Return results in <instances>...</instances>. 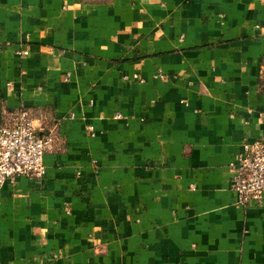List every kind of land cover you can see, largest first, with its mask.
<instances>
[{
    "label": "crops",
    "instance_id": "1",
    "mask_svg": "<svg viewBox=\"0 0 264 264\" xmlns=\"http://www.w3.org/2000/svg\"><path fill=\"white\" fill-rule=\"evenodd\" d=\"M21 108L54 142L0 188V264H264V202L230 189L264 0H0V125Z\"/></svg>",
    "mask_w": 264,
    "mask_h": 264
},
{
    "label": "built area",
    "instance_id": "2",
    "mask_svg": "<svg viewBox=\"0 0 264 264\" xmlns=\"http://www.w3.org/2000/svg\"><path fill=\"white\" fill-rule=\"evenodd\" d=\"M17 54L27 56L28 53L22 51ZM53 142L51 133L45 136L37 134L27 109H19L7 123L1 124L0 188L19 177L43 178L46 172L43 157L52 150ZM230 167L233 172L230 189L236 197L235 205L240 208L261 205L264 202V138L245 141Z\"/></svg>",
    "mask_w": 264,
    "mask_h": 264
}]
</instances>
